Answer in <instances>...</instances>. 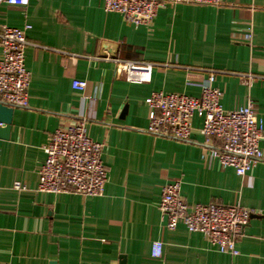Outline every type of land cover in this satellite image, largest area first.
I'll return each instance as SVG.
<instances>
[{
    "label": "crops",
    "instance_id": "1",
    "mask_svg": "<svg viewBox=\"0 0 264 264\" xmlns=\"http://www.w3.org/2000/svg\"><path fill=\"white\" fill-rule=\"evenodd\" d=\"M26 24L36 44L25 49L27 105L13 107L9 137L0 138V263L120 264L124 256V264H264V160L244 176L220 167L209 155L219 142L206 141L196 117L186 141L150 134L144 102L153 91L197 96L212 68L222 107L251 98L264 126V0L170 4L149 26L106 12L102 0L0 4V28ZM116 58L159 65L150 82L134 83L116 71ZM74 79L86 80V88L75 90ZM81 117L103 144V193L36 191L42 145L59 125ZM260 147L264 152V141ZM172 180H180L189 205L250 209L238 255L219 252L182 222L165 227L158 205ZM16 181L26 189H14ZM155 240L163 242L159 258L151 256Z\"/></svg>",
    "mask_w": 264,
    "mask_h": 264
},
{
    "label": "built area",
    "instance_id": "2",
    "mask_svg": "<svg viewBox=\"0 0 264 264\" xmlns=\"http://www.w3.org/2000/svg\"><path fill=\"white\" fill-rule=\"evenodd\" d=\"M15 6H27L29 0H0ZM177 3L220 6L222 0H102L106 12L119 13L125 22L149 26L165 6ZM23 27L0 28V102L11 107L27 105L30 72L26 69L25 49L30 42ZM253 37L251 31L247 38ZM116 71L128 82L147 83L154 66L147 61L116 58ZM196 96L181 92L153 91L144 98L149 108L147 132L155 136L186 141L192 130V120H201L200 132L206 141L215 139L209 155L220 167H231L244 176L256 163L264 160L260 142L264 141V126L251 98L243 106L225 109L220 103L221 90L215 86L218 70L205 69ZM250 74L248 78H252ZM86 80L74 79L72 87L83 91ZM84 117L59 125L42 145L45 158L38 170L39 192L75 193L80 196H100L108 180V168L102 161L103 144L90 138ZM16 190L26 189L14 182ZM158 208L165 218V227L173 230L182 222L189 232H200L219 252L236 256V243L248 224L251 211L238 202L222 205L195 203L189 205L181 195L180 180L166 182L161 190ZM163 242L155 240L151 256L162 255ZM7 264V263H0Z\"/></svg>",
    "mask_w": 264,
    "mask_h": 264
},
{
    "label": "water",
    "instance_id": "3",
    "mask_svg": "<svg viewBox=\"0 0 264 264\" xmlns=\"http://www.w3.org/2000/svg\"><path fill=\"white\" fill-rule=\"evenodd\" d=\"M13 107L0 102V138L7 139L12 120ZM120 264H124V256H120Z\"/></svg>",
    "mask_w": 264,
    "mask_h": 264
}]
</instances>
